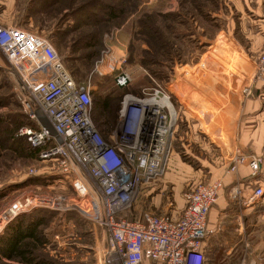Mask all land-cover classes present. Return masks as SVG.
Listing matches in <instances>:
<instances>
[{"label": "rangeland", "instance_id": "rangeland-1", "mask_svg": "<svg viewBox=\"0 0 264 264\" xmlns=\"http://www.w3.org/2000/svg\"><path fill=\"white\" fill-rule=\"evenodd\" d=\"M30 1L0 0V24L19 26L49 38L60 58H63L62 61L65 60L63 63L66 69L75 72L77 82H84L89 76L88 73L95 70L97 64L101 65L100 69L104 68L105 70V74L101 76L117 77L122 71L128 73L132 82L130 87L121 90L124 95L137 93L141 86H144V89L152 88L145 81V73H147L145 68L139 64L131 65L129 62V47L138 18L144 12L164 14L182 12L180 0H142L138 11L126 24L112 28L103 35V49L100 57L92 63L86 59L72 61L73 56L70 48L66 47L59 51L55 44L53 37L62 27L70 31L74 30L76 19L72 10L65 7L63 11L58 12L60 7L54 6L49 10L35 8L41 9V12L32 14L29 6ZM257 4L259 6L257 9L253 7L256 4H251L252 9L248 12V19L256 23L253 30L259 35V43H262L259 57L253 56L249 51L250 43H247L239 29L238 13L235 11L231 13L226 0H219V9H216L217 12L214 10L213 15L221 19L223 27L215 38L209 40L204 36L203 26L200 27L194 22L192 30L198 35L192 42L194 50L185 56V63L176 64L171 82L165 88L160 86L165 91L169 89L178 117L183 118L189 126L188 141H185L188 147H181L184 150L183 154L179 151L178 146L173 147L175 149L168 159L165 172L154 185L155 189L164 192L163 199L165 201L170 198L174 199L175 195H183L194 185L208 183L214 178L223 176L225 156L228 157L230 154L231 157V154L239 149H234V147H242L240 146L241 127L246 118L245 106L249 99L254 98L260 103L262 102V105L257 103L256 109L258 110L253 115L254 121L246 122L244 125L252 124L260 128L264 134V72L261 73L257 67V62L264 55V2L261 4L260 1H257ZM233 17L236 19L234 23ZM211 31L213 32V30ZM67 39L66 45L67 43L71 44L72 35ZM225 40L228 41V44L224 42ZM204 43L208 44L205 48H203ZM231 43L233 44L230 46ZM221 45L224 49L227 45L232 52V55H227L228 57L224 60L222 58L226 54ZM242 47L245 48V51ZM140 48H147V46L142 44ZM204 54H207L205 58ZM234 56L240 62L234 59ZM114 60H118V63L122 62L120 66L117 65L119 70H112ZM203 64L207 65L204 70ZM224 64L233 66L226 68ZM224 68L228 70H224ZM218 69L221 71L219 72ZM108 83L111 84V81ZM111 87L112 85L107 87L106 91H109ZM92 89V93L98 91L95 84H92ZM26 97L24 86L0 48V103H3L4 106L0 109V118L5 119L10 116L12 119H19L20 115H27L23 106V99ZM113 101L118 100L113 98ZM260 139V147H264V136H261ZM199 140L209 146L207 152L203 150ZM239 151L245 154L240 149ZM245 155L264 157V148L259 153L253 152ZM205 158L218 160L217 167L215 169L208 165L206 167ZM239 170L240 168L225 178L222 193L236 209L250 208L247 216L243 212L240 215L243 235L239 238L234 235L232 246L226 248L225 251H231L229 256H220L217 251L212 257H209L208 264H264V196L248 207L244 206L242 199L238 197L234 199L231 196L232 191L237 188L251 193L259 186L264 188V161L261 170L256 174L250 170L244 179L240 178ZM31 171H34L35 174H31ZM43 171L44 166L40 159L20 156L15 148H10V141L6 144V150L0 152V194H2L0 218L18 199L32 191L50 195L73 193L71 182L55 176L43 178ZM35 177H42L41 179L46 182H28L29 179ZM52 177L54 179H47ZM73 213L86 222L90 234L83 235L84 228L68 221L65 217L66 214L57 213L44 230L47 243L42 252L45 258L55 264H104L108 249L106 234L100 227H95L91 221L76 212ZM1 223H3V219ZM234 224L236 227L235 222ZM9 225L4 226L0 236L5 233ZM56 232L60 233L59 240H55ZM96 237L100 241V246L98 242L96 243Z\"/></svg>", "mask_w": 264, "mask_h": 264}, {"label": "built area", "instance_id": "built-area-1", "mask_svg": "<svg viewBox=\"0 0 264 264\" xmlns=\"http://www.w3.org/2000/svg\"><path fill=\"white\" fill-rule=\"evenodd\" d=\"M0 48L27 93L25 112L40 126L38 130L24 127L19 135L27 137L34 148L43 149L41 163L51 174L71 179L73 187L72 194H25L0 218V232L22 214L39 209L76 212L106 234L104 264H141L146 259L158 264H204L207 259L201 245L214 234L208 217L223 191L222 179L193 187L185 195L186 209L180 217L147 213L144 221L128 218L143 191L164 174L171 156L178 113L169 89L156 84L144 90L143 96L125 94L117 126L107 142L93 122L92 84L74 80L49 38L0 24ZM121 64L114 60L112 70ZM99 66L94 72L105 74ZM257 67L264 72V55ZM131 82L124 71L116 77L121 88ZM38 109L56 136L39 122ZM229 161L228 174L243 165L256 174L264 157L245 155L237 149ZM242 193L237 188L231 196L242 199L248 207L264 196V188H255L248 198ZM168 206L173 207V203Z\"/></svg>", "mask_w": 264, "mask_h": 264}, {"label": "trees", "instance_id": "trees-1", "mask_svg": "<svg viewBox=\"0 0 264 264\" xmlns=\"http://www.w3.org/2000/svg\"><path fill=\"white\" fill-rule=\"evenodd\" d=\"M141 1L31 0L29 6L32 14L41 12V9L35 8L49 10V8L57 6L60 7L58 12L63 11L65 7L70 8L76 19L75 28L73 31L63 27L58 30L53 37L55 38V44L59 51L69 47L73 56L72 61H83L86 59L93 63L100 57L101 50L103 49V35L112 28L121 27L126 24L133 14L138 11ZM180 7L182 12L169 14L144 12L138 18L134 27L135 31L131 32L133 37L129 47V62L131 65L139 64L145 68L147 72L145 73V81L152 88L144 89V86H141L137 93L131 94L143 96L144 90H151L156 87V84L165 88L171 82L176 64L185 63V56L194 50L192 42L194 37L196 39V36H198L192 30L194 22L200 27L203 26L204 36L209 40L215 38L223 27L221 19L213 15L214 10L219 9V0H180ZM71 35L72 42L66 45V40ZM224 42L228 44L227 40ZM142 44H145L147 48H140ZM207 46L208 44L204 43L203 48ZM83 51L86 52L81 54ZM234 59L237 60L235 56ZM227 65H225L226 68L233 66ZM217 66H219L218 63ZM69 72L77 82L75 72ZM88 74L89 76L86 77L87 79L84 82L77 83L86 84L90 82L98 87L97 94L92 93V118L101 137L105 141L111 142V136L118 121L119 110L124 96L121 90L130 87V85L126 88H121L116 83V76H101L94 72V69ZM109 81H111V84L108 83ZM111 85V89L106 91L107 87ZM113 98H116L118 101H113ZM2 107H4L3 103H0V109ZM24 127L40 129L38 123L30 119L28 115L22 114L19 119H12L10 116L5 117V119L0 118V152L6 150V144L10 141V148H15L20 153V156L40 159L43 149L34 148L27 137L19 135L20 130ZM188 127L187 122L183 118L180 119L178 117V126L173 140L172 152L175 149L173 147L178 146L179 151L183 154L184 150L181 147L184 148L186 145L185 141H188ZM43 166V178L48 176L64 178L51 174L46 166ZM41 178L35 177L29 179L28 182H46ZM64 179L71 182L69 178ZM154 185L143 191L139 201L129 213V220L144 221L147 213L157 216H173L170 211L164 213L155 212V208L151 205L150 200L158 192L154 188ZM198 185L201 184L194 185L193 187H197ZM191 190L192 188L184 194H187ZM1 197L2 194H0ZM142 201L144 203L140 204ZM170 202L173 203V207L170 209H173L175 206L173 199ZM137 204L142 207L141 210L137 209ZM56 215V212L39 209L30 214L22 215L13 221L6 228L5 233L0 236V264H55L45 258L42 250L47 243L44 230L50 225L51 220ZM65 217L68 221H72L75 225L84 228L83 235L88 236L90 234L85 224L86 222L78 218L75 213H67Z\"/></svg>", "mask_w": 264, "mask_h": 264}, {"label": "crops", "instance_id": "crops-1", "mask_svg": "<svg viewBox=\"0 0 264 264\" xmlns=\"http://www.w3.org/2000/svg\"><path fill=\"white\" fill-rule=\"evenodd\" d=\"M257 1H260L261 4L264 2V0L263 1L257 0ZM257 1L256 0H226L228 6L231 9V13L234 11L236 13H238L237 19L239 21V29H240V32L243 34L245 40H247V43H250V46H249L250 53H252L253 56L256 55L259 57V54H260L261 49H262V45H261L262 43H259L260 42L259 41V35L257 33H255L253 30V28L255 27L254 24H256V23H254L248 19V15H249L248 12L251 11V9H252L251 4L252 3L256 4L255 6H253L255 9L259 8ZM232 20H233V23H234V21L236 22L235 17H233ZM250 24H252V25H250ZM234 40H235V38H234ZM232 44L233 43H231L230 46ZM225 46H226V48L224 49L223 45H221V47L223 48V50L226 54L225 57L222 58L223 60L226 59L228 56L232 55L230 47H227V45H225ZM242 49H244V51H245V48L242 47ZM233 50H234V48H233ZM246 54H247V52H246ZM206 55L204 54L203 57L205 58ZM204 58H203V61H205ZM251 58L254 59L253 57H251ZM205 66L207 67L206 64H203V70H204ZM218 70H219V72L221 71L220 69H218ZM224 70H227V69L224 68ZM224 72H226V71H224ZM203 96H205V93H203ZM208 102H210V100H208ZM257 103L259 105H262V102L260 103L259 101L255 100L254 98L249 99L248 103H246V106H245L246 118L244 120V123L254 121L253 115L255 114V111L258 110V109H256ZM250 119H251V121H249ZM244 123L242 124V127H241L242 136L240 139V142H241L240 146H242V147H234V149L239 148L245 154H251L253 152L259 153V151H261V149L264 148V147H260V142H261L260 137L264 136L263 131L260 128L253 126L252 124L244 125ZM199 143L201 144L203 150L207 152L209 146L206 145L205 143H202L201 140H199ZM185 147H188V146L185 145ZM225 159H226L225 160V171L223 173V176L217 178V179L220 178V179L224 180L223 182H225V178L227 176L231 175V173L230 174L227 173L228 167L230 166L229 156L228 157L225 156ZM205 160H206V163H205L206 167L210 166L212 169H215V167H217V165H218V162H217L218 160H213V159L209 160L206 158H205ZM205 160L203 159V162H205ZM249 172H250L249 166L243 165L240 167L238 174H239L241 179H244L245 177H247ZM215 179L216 178H214V180ZM228 180H230V179H228ZM203 181H204V179H203ZM161 191H164V189H161ZM250 194H251L250 191H243V193H242L244 198H248L250 196ZM164 196H165L164 192L158 191L150 199L151 205L155 208L154 209L155 212L157 211V213H164V212L170 211L174 218L180 217L182 215V213L184 212V210L186 209L185 194L180 195V196H177V195L173 196L174 197L173 201L175 204L173 209H170L168 206L169 201H171L172 199L170 198L167 201H165L163 199ZM162 199H163V203H162ZM142 203H144V201H142L140 204H142ZM141 208L142 207L137 204V209L141 210ZM249 209L250 208H246L245 210L244 209L243 210L236 209L234 207V205L229 203L227 197L224 196V193H221L218 202L212 207V209L209 213V217H208V226L211 229L215 230V234L212 236H209L201 245V250L203 251V253L207 259L204 264H208L207 261H208V259H210L209 257L210 256L212 257L213 254H215L217 251L220 253L219 254L220 256L223 255L224 257H225V255L229 256L231 254V251L225 252L226 248L232 246V243L234 241L233 240L234 235H236V237H238V238H239V236L243 235V224L241 222L240 215H241V212H243L244 215L247 216L248 215L247 212H249ZM234 222L236 223V227H234L235 226ZM59 236H60V233L56 232L54 235L55 240H59ZM97 242H98V245L100 246V241L96 237V243ZM141 264H158V262L155 260L146 259Z\"/></svg>", "mask_w": 264, "mask_h": 264}, {"label": "water", "instance_id": "water-1", "mask_svg": "<svg viewBox=\"0 0 264 264\" xmlns=\"http://www.w3.org/2000/svg\"><path fill=\"white\" fill-rule=\"evenodd\" d=\"M36 116H37L39 122L41 123V125H42L45 129H47L48 131H50V133H51L52 135L56 136L55 131L53 130V128H52V126L50 125L49 121L47 120V118L45 117V115L43 114V112H42L40 109H38V110L36 111Z\"/></svg>", "mask_w": 264, "mask_h": 264}]
</instances>
